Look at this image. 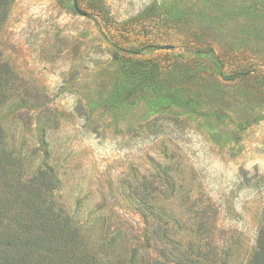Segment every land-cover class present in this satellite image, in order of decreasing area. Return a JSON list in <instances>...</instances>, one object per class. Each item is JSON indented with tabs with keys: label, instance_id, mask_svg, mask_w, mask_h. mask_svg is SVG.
<instances>
[{
	"label": "rangeland",
	"instance_id": "obj_1",
	"mask_svg": "<svg viewBox=\"0 0 264 264\" xmlns=\"http://www.w3.org/2000/svg\"><path fill=\"white\" fill-rule=\"evenodd\" d=\"M0 77V194L13 207L70 215L93 264L172 259L168 236H149L164 227L189 264H253L264 0H0ZM154 161L172 189H156Z\"/></svg>",
	"mask_w": 264,
	"mask_h": 264
},
{
	"label": "trees",
	"instance_id": "obj_2",
	"mask_svg": "<svg viewBox=\"0 0 264 264\" xmlns=\"http://www.w3.org/2000/svg\"><path fill=\"white\" fill-rule=\"evenodd\" d=\"M151 72H153L152 69ZM0 80L4 84L7 83L5 77H0ZM153 163L159 174L158 181L155 183L156 189H160L162 184H166V188L172 189L174 181L169 176L170 168H167L166 163L155 161ZM2 175L0 169V178ZM30 193L31 190H29L28 195ZM202 200L200 195V198L197 199L196 208L191 207L190 209L196 219L194 232L198 237L197 239L200 240L209 231V229L205 230V225L207 227L208 222L200 210L202 205L199 202ZM142 202L146 203L143 200ZM21 203L20 200H17L15 207H13V198H10V193L0 194V264H93L84 255V237L77 222L70 215L62 211L59 213V218L54 219V223H51L45 220L46 215L40 209H38L39 211L26 212ZM149 209L145 207L142 211L145 216L153 215ZM163 224L165 225L164 222ZM162 230L163 232L159 236V230L157 228L152 229L149 231V236L151 240L155 239L162 243L163 237L168 236L167 243L170 242L169 245H172L169 247L168 253L175 257L168 259L166 255L167 259H157L155 264H185L186 262L189 264V261L191 263L198 261L186 257L185 251L181 252V243L170 236V231L166 227ZM147 243L146 246H150L149 242ZM188 245L189 250L194 246L191 242ZM201 246L202 244L198 243V250L196 251L198 256L210 255V253L203 252ZM253 252L252 263L264 264V207ZM212 253L216 254L215 252ZM207 260L210 264L216 263L212 257L207 258ZM201 264L205 263L201 262Z\"/></svg>",
	"mask_w": 264,
	"mask_h": 264
}]
</instances>
